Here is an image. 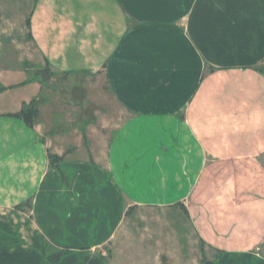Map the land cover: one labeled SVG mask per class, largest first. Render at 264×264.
I'll use <instances>...</instances> for the list:
<instances>
[{
	"label": "crops",
	"instance_id": "0c3cea01",
	"mask_svg": "<svg viewBox=\"0 0 264 264\" xmlns=\"http://www.w3.org/2000/svg\"><path fill=\"white\" fill-rule=\"evenodd\" d=\"M29 33L51 68L102 72L121 123L66 151L0 102V264H108L132 207L178 202L210 264H264V0H0V42Z\"/></svg>",
	"mask_w": 264,
	"mask_h": 264
},
{
	"label": "rangeland",
	"instance_id": "374dc122",
	"mask_svg": "<svg viewBox=\"0 0 264 264\" xmlns=\"http://www.w3.org/2000/svg\"><path fill=\"white\" fill-rule=\"evenodd\" d=\"M16 41L0 42V90L27 86L18 87L15 97L3 90L0 102L24 98L30 103L34 98L39 108L34 123L42 125L52 147L81 148L84 154L106 147L119 128L122 111L111 103L104 74L55 70L31 37ZM95 252L108 264H210L218 253L198 234L181 202L132 207L112 240Z\"/></svg>",
	"mask_w": 264,
	"mask_h": 264
},
{
	"label": "trees",
	"instance_id": "16d2710c",
	"mask_svg": "<svg viewBox=\"0 0 264 264\" xmlns=\"http://www.w3.org/2000/svg\"><path fill=\"white\" fill-rule=\"evenodd\" d=\"M29 36L32 37L31 33H29ZM11 86L13 85H10L8 87ZM5 89H7V87L1 89L0 92ZM38 113L39 108L37 107L35 99L33 98L30 103L24 104L23 107L16 114L22 116L29 125H33L35 117ZM50 159L52 163H56L58 160L62 159V157L57 156L55 154H50Z\"/></svg>",
	"mask_w": 264,
	"mask_h": 264
}]
</instances>
